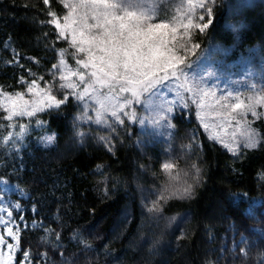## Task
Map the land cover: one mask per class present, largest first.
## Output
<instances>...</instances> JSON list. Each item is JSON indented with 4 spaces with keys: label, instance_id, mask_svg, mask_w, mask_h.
Segmentation results:
<instances>
[{
    "label": "trees",
    "instance_id": "obj_1",
    "mask_svg": "<svg viewBox=\"0 0 264 264\" xmlns=\"http://www.w3.org/2000/svg\"><path fill=\"white\" fill-rule=\"evenodd\" d=\"M177 1L150 0L152 21L172 20ZM208 6L209 27L191 34L194 51L221 45L228 58L264 63V0ZM49 11L67 13L62 0H0L2 90L24 91L35 80L58 99L70 96L57 85L60 60L75 62L73 48ZM194 109L176 107L163 138L125 114L105 126L86 120L74 98L59 112L11 121L0 107V176L19 169L6 192L10 206L20 205L12 209L17 264H264V116L253 124L255 146L232 153L207 136ZM36 119L48 126L36 129ZM21 124L28 126L22 137ZM187 185L189 196L171 194ZM154 203L161 211H149Z\"/></svg>",
    "mask_w": 264,
    "mask_h": 264
},
{
    "label": "snow or ice",
    "instance_id": "obj_2",
    "mask_svg": "<svg viewBox=\"0 0 264 264\" xmlns=\"http://www.w3.org/2000/svg\"><path fill=\"white\" fill-rule=\"evenodd\" d=\"M44 3L48 4L49 0H44ZM62 3L67 9L62 21L57 18L56 12L49 11L48 15L51 17L49 23L55 26L59 38L65 41H69L70 38L71 46L76 50V53L82 54V58L77 59L76 64L86 71H72L68 69L63 59L60 60L63 69L60 80L64 81L61 88L70 90V96H64L63 99H57L52 95L50 88L39 89L35 80L28 84V90L33 97L31 100H25L20 93H16L15 96L0 93V96L4 97L3 100H0V107L4 108L9 121L14 117L34 118L38 113L45 112L46 109L59 112L62 107L66 106L70 98H74L75 102L79 104L88 94L97 98L96 103L101 109H111V116L119 120L116 108L119 107L122 110L124 105L113 103L114 96L111 94L115 93L117 89L122 92L131 91L137 98V102H140L139 94L142 91H147L168 78L169 73L166 71L163 76H157V72L175 66L180 59L175 54V48L185 47V41H177L175 27L170 28L164 23L155 25L148 23L151 13L145 9L142 3L131 4L128 3V0H62ZM200 7H205L203 0L200 2ZM207 12L210 18L212 9L208 8ZM200 19L203 20L204 17L201 16ZM183 27L185 35H187L189 28L198 27L203 31L209 27V24L194 25L189 20ZM56 67L57 65L54 64L53 68ZM171 75L175 76L176 73L172 72ZM71 77H77L78 82L73 81ZM21 83H24L23 77H21ZM81 84L84 85L83 91H78ZM103 89H107V94L101 91ZM229 108L228 105H219L217 114L225 122L236 119V114L229 111ZM235 108L241 109L239 113L241 119L248 111H251L253 116L256 115L253 105L237 103ZM99 116L100 113L97 112L98 122ZM120 122L123 123V121ZM239 123L240 121H237L238 125ZM47 126L44 121L35 120L36 129ZM169 126L171 127V125ZM207 127L208 125H205V128ZM26 131H28L27 125H19L20 137ZM241 135L245 138V147L255 146V134L250 128L242 132ZM46 139L48 144H51L55 139V134L47 136ZM216 139L227 151H236L233 146L236 142L235 133H233V143H228L219 136ZM170 167L169 164L164 165L166 170ZM18 170L14 168L12 173L0 176V184L8 185L10 176ZM17 187L19 186L17 185ZM171 194L181 197L189 196L191 185L174 188ZM166 198L161 196L162 200ZM7 199L6 190L0 192V212H6L8 217H12L13 212L9 207L4 206ZM10 207L20 211L18 203ZM31 211L35 215V205ZM149 211L159 212L161 209L154 203ZM19 219L23 222L24 216L21 215ZM36 224L37 222L33 221L32 227L35 228ZM44 231L47 232L48 229L45 228ZM7 235L15 243L6 244L4 236L0 235V245L6 244L9 250L8 261L11 262V253L16 250L20 241L19 227L17 225L7 227ZM56 238L59 239V233L56 234ZM2 257L3 253L0 252V258ZM28 257V252H24V259L27 260Z\"/></svg>",
    "mask_w": 264,
    "mask_h": 264
},
{
    "label": "rangeland",
    "instance_id": "obj_3",
    "mask_svg": "<svg viewBox=\"0 0 264 264\" xmlns=\"http://www.w3.org/2000/svg\"><path fill=\"white\" fill-rule=\"evenodd\" d=\"M141 1L142 3H146L145 9L151 13L148 23L150 25L164 23L169 25L170 28L175 27L177 41H185V47L175 48V54L180 58L175 66H170L163 71L157 72V76H163L166 71L169 73L168 78L160 81L147 91H142L139 94L140 102H137V98L133 96L131 91L122 92L117 89L115 93L111 94L114 96L113 103L124 105L122 110L119 107L116 108L119 120L124 114L130 116L129 118L132 119L137 117L142 130L148 127L151 132L166 138L173 128L171 117L174 114L175 108L178 107L188 112L190 107L193 106L201 128L217 144L222 146L219 140L216 139L218 136L228 143H233V133H235L236 142L233 146L236 148L235 152H237L242 147H245V138L241 133L249 128L255 134L256 144L258 135L254 130L253 124L259 116H264V63L261 62L262 60L259 62L254 60L253 57L246 55L228 58L229 51L221 45L210 46L204 51H194L196 44L191 41V34L200 28H189L187 35H185L183 25H186L189 20L194 25L208 24V2H212V0H203L205 7H200L201 0L177 1L174 5L172 20L166 22L152 21L156 14L153 3L150 0ZM129 2L130 0H128ZM201 16L204 17L203 20L200 19ZM57 18L61 19V21L63 19L58 16ZM67 42L71 45L70 38ZM72 50L73 58L75 59L73 65L67 62L65 57L62 58L68 69L72 71H86L76 64V60L82 58V54H77L74 48ZM59 70L60 77L63 72L61 65L59 66ZM172 72H175L176 75L172 76ZM71 79L78 82L77 77H71ZM63 83L64 81L59 79L58 89L63 90L61 88V84ZM37 85L41 90L47 88L39 83ZM83 87L84 85L81 84L78 91H83ZM101 91L107 94V89ZM0 93L13 96L16 93H20L25 100L33 98L28 87L24 91H16L14 93L4 92L0 89ZM100 98L103 99V97ZM3 99L4 97L0 96V100ZM96 99L95 96L88 94L84 101H81L86 120H92L101 126L107 125L108 121H119L111 116V109H101L99 104L96 103ZM237 103L253 105L256 115L253 116L252 112L248 111L244 113L243 119H241L239 115L241 109L235 108ZM220 104L230 106L229 111H233L236 114V119L227 122L223 121L217 114ZM2 109L5 111L4 108ZM97 112L100 113L99 122ZM5 115L7 116L6 112ZM237 121H240L239 125ZM205 125H208V127L205 128ZM46 138L43 139L44 144H48ZM0 185L2 187L0 192L8 190L7 185ZM4 206L12 210L7 201ZM13 225L19 227L14 216L8 217L6 212H0V235L4 236L6 244L15 243L7 235V227H12ZM6 244L0 245V252L3 253V257L0 258V264H17L16 254L21 248L20 241L16 250L11 253V262L8 261L9 250Z\"/></svg>",
    "mask_w": 264,
    "mask_h": 264
}]
</instances>
